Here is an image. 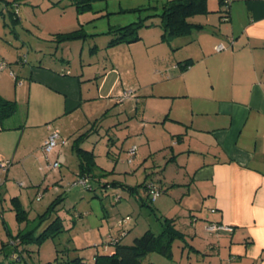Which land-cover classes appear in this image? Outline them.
<instances>
[{"label":"crops","instance_id":"crops-1","mask_svg":"<svg viewBox=\"0 0 264 264\" xmlns=\"http://www.w3.org/2000/svg\"><path fill=\"white\" fill-rule=\"evenodd\" d=\"M216 1V6L211 0L207 1L211 12L197 14L205 15L204 20H191L202 24L201 28H195L185 35L163 39L161 26L154 23L139 29V39L124 42L128 51L135 44H142L146 51L151 50L150 47L154 45L161 48L158 52L154 51L157 56L151 63L153 66L151 73L154 76L158 73L165 76L159 68L166 64L165 67L172 68L173 74L166 76L168 79L165 81L169 84L159 87L157 92H154L155 85L163 80H147L150 72L143 74V80L136 71L133 79H127L123 78L124 72L128 73L129 70L125 66L124 70H119V66L113 64L101 75V72L92 69V65L88 63L90 71L88 76L84 77V70L73 73L69 64L63 63L54 69L36 62L31 65L28 76H17L20 83L18 81L16 85L22 89L15 92V98L5 96L2 92L0 95L7 99H16L18 92L27 95L28 120L31 119L35 126L58 120L56 123L60 128H54H58L63 138L66 131L72 130L73 135L80 131L83 121L75 125L72 121L60 122L61 118L71 116L87 101L95 100L96 97L107 100V105L104 103L106 107L119 105L120 109L123 108L120 112L135 115L138 117V130L140 128L136 133H141L143 139L142 142H138L139 147L134 155L136 157L140 152L139 155L142 156L139 161L140 167L149 164L155 168L160 166L161 163H157L155 159L157 155H161L167 161L166 166L175 164L176 167H172L176 172L183 171L181 176H174L170 183L164 180V174L163 177H153L151 173L159 171L153 170L147 173L142 182H154L161 190L159 196H167L173 200V204L178 203L176 205L183 210L182 217H187L183 225H187L188 230H194L192 236L197 235L196 230L201 233L202 226L205 232L204 226L212 220L233 227L230 233L209 235L205 232L204 237L201 233V239H198L196 245L192 244L189 250V253H193L195 264H264V0H229L227 11L219 0ZM222 9L223 13H220L218 20L221 23H209L211 18L209 14ZM150 28L156 29H152L150 33ZM219 44L225 45L226 48L217 50L216 46ZM163 45L167 47L166 55L173 59V63L167 64V58L163 57L165 53ZM124 60L130 59L125 57ZM148 60H152L150 55ZM88 64L82 61L80 65L84 68L83 65ZM132 65L134 67V61ZM171 83L173 90L170 88ZM126 88L134 90V97L119 102L117 97ZM166 98L170 100L162 101L164 104L156 101ZM37 104H42L41 108ZM103 114L104 120L113 115ZM126 115L122 119L125 126L128 119ZM92 121L89 120L90 123ZM158 126L161 131L154 136L152 130ZM51 128L53 127L49 124L42 126V136L35 147L39 154L35 159L38 160L39 168L45 172L49 168L46 167L41 144ZM149 128L150 132L146 131ZM8 130L9 128L0 123V134ZM21 131L23 135L24 129ZM76 136L77 134L73 138ZM154 140L159 143L153 144ZM163 140L166 142H162ZM19 143L20 140L13 153L10 155L4 153L10 160L5 173L3 171L0 173V183L1 177L5 179L0 185L2 207L0 218L6 226L7 218L12 217L14 220L11 215V211L14 210L11 198L17 197L25 208L22 191L8 198V187L12 181L9 177L12 175L14 182L19 176V172L14 169L13 161H23L26 157L24 152L17 154L20 149ZM67 144L68 141L63 146ZM131 145L126 149L128 164L134 161V157L128 161V148ZM87 147L96 155L93 144ZM70 148L74 152L71 145ZM34 152L35 150L29 151V155H33ZM110 152L112 150L106 149L108 156ZM2 153L0 150V155ZM58 155H62L66 162L67 155L62 146L57 148L49 159H55ZM113 155V159L116 160L118 157H115L114 153ZM181 155L187 157L185 161L179 160ZM191 156H195L193 160ZM22 166L24 173L19 178L23 182L22 185L19 182L18 187L25 185V178H31L30 169L27 165ZM115 167L114 165L107 170H112L114 176H119L122 171L116 170ZM134 174L132 172L129 176ZM112 179L118 182L115 188H119V183L129 186L139 184L125 182V178ZM169 188L175 189L176 192L173 191L172 195ZM136 192L127 191V195L130 197ZM4 204L10 208L9 216L4 211ZM157 208L160 209L159 206ZM171 209L167 207L164 211L166 213L172 211ZM201 215L203 216L200 217ZM174 216L165 218L174 219L176 224ZM189 253L187 257L190 260ZM3 262L5 260L0 264Z\"/></svg>","mask_w":264,"mask_h":264},{"label":"rangeland","instance_id":"rangeland-1","mask_svg":"<svg viewBox=\"0 0 264 264\" xmlns=\"http://www.w3.org/2000/svg\"><path fill=\"white\" fill-rule=\"evenodd\" d=\"M163 2L164 0H92L88 9L78 11L75 6L69 4L68 0H0V59L4 63L2 70H0V92L5 96L15 98V92L22 89L16 85L19 81H17V76H28L31 65L36 64V62H41L54 69L60 67L63 63L69 64V68L73 73L82 72L81 69L84 70V77H87L88 71H90L88 70V63L92 65V69L95 68L94 70L101 72V75L113 64H116L119 66V70H124L125 67L129 69L128 73L124 72L123 78L133 79L136 71V74L140 75V79L143 80L144 73H151L153 68L151 63L154 62V58L157 56L155 52L160 51L161 48L154 45L150 47L151 50L146 51L145 47L141 46L142 44H135L128 51L126 50V42L109 45L107 43L115 35L112 31H108L120 25L139 21L147 14L160 12L161 3ZM211 2L215 6L217 5L216 0H211ZM220 13H223V9L217 13L216 11L210 13L209 23H221L218 21ZM203 16L205 15H196L191 20L202 21L205 19ZM148 23H160V19L158 16L150 17ZM157 27L160 26L157 25ZM80 28L84 32L82 37L75 39L57 38V32L66 33ZM152 29L156 28H150V33ZM171 43L173 46V40ZM163 47L165 49L163 50L165 52L163 57L167 58V64L173 63V59L166 55L168 52L167 47L164 45ZM148 55L152 57L151 61L148 60ZM125 57L130 60H124ZM82 61L88 64L83 65L84 68L80 65ZM133 61L135 63L134 67L132 65ZM165 66L166 64L159 68L161 72L165 73V76L161 73L155 76L153 73H151L152 75L149 73V76L146 77L147 80H163L155 85L154 92H157L159 87L169 84L165 81L168 79L166 76L169 77L173 74V70L170 66ZM170 88L173 90V83L170 84ZM28 98L27 95L18 92L15 99L17 102L15 113L2 122L3 126L9 128V130L0 134V150L3 152L0 158L3 161H9L10 158L4 153H9V155L13 153L16 144L20 140V149H18L17 154L24 152L26 157L23 160L24 162L14 160V169L21 176L24 173L22 164L27 165L30 169L31 178H25V185L18 187V183L23 182V180L18 176L16 177L18 179L12 182L15 179L12 175L9 177L12 181L11 186L8 187V198L10 199V196L15 193L19 194V191L23 192L22 199H24L25 209L27 210V218L22 221L15 220L14 210L11 213L10 208L4 204V211L7 216L10 212L14 220H12V217L7 218L9 228L0 218V262L3 260L7 262L6 260L10 259L9 252L12 250L14 235L20 228L25 231L34 229L35 234H38L48 225L55 214L52 213L42 221L39 220L41 218L40 214L57 195L61 194L63 199L56 204V208H58L56 215L62 218L64 229L52 237L48 236L39 245H36V242L27 244V250L24 251L28 264H41L53 260L55 256H59V260H62L66 257L64 255L66 251L71 256L78 252L90 260L96 251V245H108L110 235L117 236L120 233H126L127 235L122 237V242L131 243L135 237L140 236L146 229H151L155 233L160 232L162 229L161 222L165 216H174V214H176L174 216L176 218L175 226L184 231L183 239L179 237L172 242L171 255L169 256L156 251H149L142 258V264H195L193 253H189L190 246L192 244L196 245L198 239H201L205 232L202 226L200 228L202 236L198 230H196L197 235L192 236L194 230H188L189 227L183 225L187 217H182L183 210L176 205L178 203L173 204V200L167 196H159V194L152 200L144 193L142 187L138 188L139 193L137 191L134 193L135 196L131 195L129 197L127 190L122 186H119V188L113 186L104 188L91 179L90 183L93 189H87L85 185L77 183L79 178L77 174L78 159H76L75 153L71 151V141L73 136L80 134L92 124L89 120L92 121L93 118L95 119L103 113L113 115H109L102 122L99 131L94 132L89 137L88 142L85 141L83 144L84 146L94 145L97 162L106 170L115 165L116 170L122 171L120 177L108 174L105 176L106 180L110 182L112 178L122 180L125 178V182L137 184L143 181L144 177L148 175L147 173L157 169L159 171L151 173L153 177H163L164 174L165 179H163L168 180L170 183L174 176H181L183 171L176 172L173 168L176 167L175 164L166 166L167 161L161 155H157L156 159L153 158L157 160V163H161L156 168L152 167L151 164L140 167L139 161L142 156L139 155V151L136 157L133 156L134 161L132 164L126 163L127 147L131 144H136L139 147V143L143 140L142 134L136 133L140 130L137 127L138 117L120 112L123 111V108L120 109L119 105H108L106 107L104 103L107 105V100H101L98 97L95 100L92 99L93 101H87L82 108L77 109L71 116L61 118L60 122L63 123L69 121L71 123L72 121L76 125L79 121H83V125H80L81 129L79 128L80 131L76 132L75 135L72 134V130L63 133L68 144L63 146L65 144L59 143L57 148L62 146L67 155V160L59 166L58 170L49 169L45 172L39 168L38 160L35 159V156L39 155L35 147L42 136V126L49 124L52 127L60 128V125L56 123L58 120H51L48 124L43 123L42 126H35L31 123V119L28 120ZM168 99L170 100V98H166V100L156 99V101L162 102L168 101ZM162 104L164 103L162 102ZM37 106L41 108L42 104H37ZM124 114L126 119L128 118L126 126L125 121H122L125 118ZM147 115L149 116V114ZM113 122H117L116 125H111ZM109 125L111 127H108ZM22 128L24 129L23 135L21 134ZM146 131L150 132V128ZM160 131V126H158L155 130H152L154 132L152 134L155 136ZM110 137H112L113 143H111ZM162 142L165 143L166 141L163 140ZM155 143L159 142L154 140L153 144ZM108 148L112 150L109 156L106 154ZM27 150H35V152L33 155H29ZM167 152L169 156V150ZM113 153L115 157H118L116 160L113 159ZM194 157L191 156V160ZM179 158V160L185 161L187 157L181 155ZM132 172L135 174L129 176ZM1 178L0 185L5 181L4 177ZM114 190L120 192L121 198L118 201L116 197L119 192L116 193ZM169 190L172 195L173 191L176 192L173 188H169ZM158 206L161 210H158ZM167 207L172 208V211L165 213L164 210ZM1 208L0 204V215L2 213ZM124 218L125 221L121 223ZM74 248H77V250ZM187 252L191 256L190 260L187 257ZM51 264L58 263L53 262Z\"/></svg>","mask_w":264,"mask_h":264},{"label":"trees","instance_id":"trees-1","mask_svg":"<svg viewBox=\"0 0 264 264\" xmlns=\"http://www.w3.org/2000/svg\"><path fill=\"white\" fill-rule=\"evenodd\" d=\"M70 5L75 6L78 11L88 9L92 0H68ZM208 0H164L160 12L147 14L139 21L130 22L125 25L117 26L115 29L110 30L115 35L107 44L114 45L122 42H132L140 38L139 29L142 27L150 26L154 23H148L150 17L158 16L162 28V38L176 35H185L195 28H201L203 25L191 21V18L197 14H208L211 9L208 8ZM59 2V1H57ZM54 2V3H57ZM223 4V0H219ZM107 32V33H108ZM58 39H75L84 36V32L80 29L70 30L65 32H57ZM17 109V102L15 99H7L0 95V123L6 118L15 113ZM104 121V114L92 121V124L83 132H80L72 139L71 146L78 159V177L87 178V189H93L90 180L99 183L100 187L114 186L116 187L117 181L112 179L106 180L105 176L112 174V170H106L100 166L95 160L96 155L91 148L84 146L83 142L94 133L99 131V127ZM111 125H116L111 124ZM109 125L108 127H111ZM107 131V129H106ZM110 140L113 141L112 137ZM95 142V141H94ZM96 143V142H95ZM108 144H110L108 142ZM111 151V149H110ZM141 182L135 186H123L129 193L138 191L142 187L149 196V183ZM153 183V188L159 191L160 188ZM116 197V196H115ZM120 195L117 194L116 198ZM63 199L61 194L57 195L40 214L42 221L49 217L52 213L55 216L52 218L48 225L42 229L38 234H35L34 229L24 230L20 228L14 235L12 250L9 252L10 259L5 264H28L26 261L25 251L26 245L31 242H36V245L41 244L42 241L48 236H54L64 229L63 220L59 215H56L58 208L56 204ZM13 204L15 218L17 221H22L27 218V210L22 207L21 202L17 197L11 198ZM39 221V222H40ZM162 229L160 232L155 233L151 229H146L140 236L133 239L131 243L122 242V234L110 238L108 245L97 244L96 251L92 258L89 260L78 252L70 255L65 252V258L59 260V256H55L53 260L46 261L41 264H51L57 262L58 264H142V258L150 251H156L163 255H171V244L177 238L183 239V232L175 226L174 219L165 218L162 222ZM102 246V247H100ZM77 250V248H74ZM25 250V251H24Z\"/></svg>","mask_w":264,"mask_h":264},{"label":"built area","instance_id":"built-area-1","mask_svg":"<svg viewBox=\"0 0 264 264\" xmlns=\"http://www.w3.org/2000/svg\"><path fill=\"white\" fill-rule=\"evenodd\" d=\"M228 4H229V0H223V5H224V9L225 11L228 10ZM226 46L223 44H219L216 46L217 50H221V49H225ZM3 60L0 59V70L3 68ZM20 83V81H19ZM134 90L131 88H126L124 89L121 93H119L117 100L119 102H122L124 100H128L134 97ZM47 136L45 137V139L42 141L41 144V150L43 152V157L46 160V167L52 170H56L59 168V166L64 162V158L62 155H58L55 159H49V156L56 150V148L58 147V144H66L67 140L65 138H63L61 136L60 131L57 128H51L50 132L48 134H46ZM137 151V145L133 144L128 148V154H129V158L128 161L132 160V157L135 155ZM9 165V161L0 159V169L1 171H6L7 167ZM87 178L84 177H79L77 183L83 184V185H87ZM20 185L21 182L19 183ZM149 194L151 199L153 200L155 198V196L159 193V190L154 189L153 188V183L150 182L149 183ZM40 198V196L38 197V199ZM125 221V218L121 221V223H123ZM204 230L207 234L212 235V234H219V233H230L233 231V227L231 225H227L224 223H219V222H213V220L211 222H208L205 226H204Z\"/></svg>","mask_w":264,"mask_h":264}]
</instances>
